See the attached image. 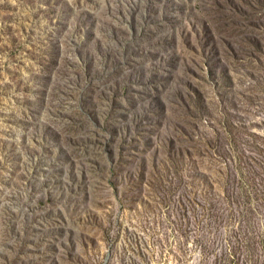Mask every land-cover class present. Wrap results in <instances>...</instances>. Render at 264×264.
<instances>
[{
	"label": "rangeland",
	"instance_id": "obj_1",
	"mask_svg": "<svg viewBox=\"0 0 264 264\" xmlns=\"http://www.w3.org/2000/svg\"><path fill=\"white\" fill-rule=\"evenodd\" d=\"M0 264H264V0H0Z\"/></svg>",
	"mask_w": 264,
	"mask_h": 264
}]
</instances>
